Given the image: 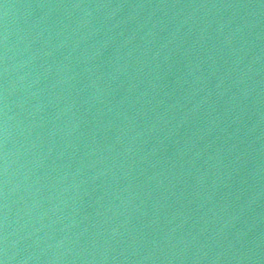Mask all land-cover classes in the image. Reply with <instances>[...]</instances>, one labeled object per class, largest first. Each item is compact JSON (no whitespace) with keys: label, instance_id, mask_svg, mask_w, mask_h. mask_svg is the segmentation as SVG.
<instances>
[{"label":"water","instance_id":"1","mask_svg":"<svg viewBox=\"0 0 264 264\" xmlns=\"http://www.w3.org/2000/svg\"><path fill=\"white\" fill-rule=\"evenodd\" d=\"M0 264H264V61L213 0H0Z\"/></svg>","mask_w":264,"mask_h":264}]
</instances>
